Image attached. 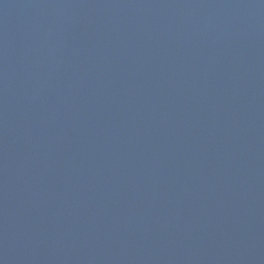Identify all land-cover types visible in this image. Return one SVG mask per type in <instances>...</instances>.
I'll return each mask as SVG.
<instances>
[{
	"label": "water",
	"instance_id": "95a60500",
	"mask_svg": "<svg viewBox=\"0 0 264 264\" xmlns=\"http://www.w3.org/2000/svg\"><path fill=\"white\" fill-rule=\"evenodd\" d=\"M0 264H264V0H0Z\"/></svg>",
	"mask_w": 264,
	"mask_h": 264
}]
</instances>
